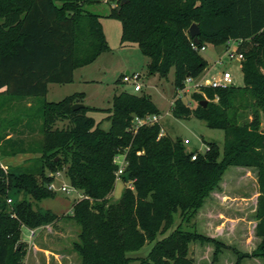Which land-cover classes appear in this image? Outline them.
<instances>
[{"label":"trees","instance_id":"1","mask_svg":"<svg viewBox=\"0 0 264 264\" xmlns=\"http://www.w3.org/2000/svg\"><path fill=\"white\" fill-rule=\"evenodd\" d=\"M104 1L0 0V97L6 98L0 103V157L33 155L8 168L0 162V264H25L24 227L60 219L34 203L57 195L50 185L61 171L84 196L71 214L80 225L74 249L81 264H133L134 252L174 226L139 264H193L185 257L192 241L214 243V261L222 248L236 253V264L249 257L264 260V0H128L120 11L123 0H114L117 6L109 15L122 23L121 41L137 43L150 59L152 74L168 77L174 69L177 94L189 75L196 78L205 71L208 61L201 47L238 42L243 87L195 91V111L174 98L175 116L194 115L224 130L222 153L216 142H207L204 153L188 151L183 139L160 136L161 122L132 130L134 116L160 114L148 95L117 94L106 110L110 130L88 115L81 93L46 100L50 83H71L79 65L109 49L101 16L87 9ZM194 23L201 30L199 50L192 47ZM29 97L44 98L37 112L15 120L2 116L14 99ZM77 103L83 106L74 108ZM37 131L40 142L30 140ZM120 154L127 161L122 179L126 184L133 180L134 189L127 186L122 199L113 202ZM231 166L258 171L256 233L261 243L251 253L203 236L193 222ZM13 192L23 197L14 201Z\"/></svg>","mask_w":264,"mask_h":264},{"label":"rangeland","instance_id":"2","mask_svg":"<svg viewBox=\"0 0 264 264\" xmlns=\"http://www.w3.org/2000/svg\"><path fill=\"white\" fill-rule=\"evenodd\" d=\"M87 9L101 16L109 49L88 64L79 65L75 69L74 80L71 83H50L46 100L58 102L69 95L81 93L83 104L89 107L88 115L93 117L102 129L110 130L112 121L108 118L106 110L113 107L114 97L117 94L128 91L148 95L160 112L161 124L166 133L175 139H183L184 143L188 139L189 143H185L188 151L204 153L207 142H216L222 153L225 142L224 130L210 128L205 121L194 115L178 117L173 112L176 95L182 98L192 111H195L198 107V101L193 97L195 91L193 89L185 93L179 91L177 94L174 86V69L171 70L168 77L150 72V59L143 54L140 46L137 43L121 41L122 23L109 16L112 11L111 3L106 1L91 3L87 5ZM231 46L236 49L237 43L232 42ZM226 49V44L209 43L205 50L200 51L208 61V65L205 71L195 78L194 82L220 79L225 71H229L233 76L234 86L243 87L245 85L241 60L238 57L227 61L222 59ZM128 71L130 74L136 72L141 74V91L136 92L132 82L123 81V77L127 75ZM43 101L44 98L40 97L16 98L8 104L9 106L4 107L5 111L2 116L6 115L15 120L22 117L21 115L24 113L37 112ZM0 103H6V98L1 96ZM59 126H64V123H60ZM30 140L40 142L42 135L37 131ZM32 156V154H20L11 161L0 157V162L5 168H8V166L23 164ZM220 158H222V154ZM258 179L257 169L231 166L223 176L219 192L213 195L212 200L211 197L206 201L193 220L196 223L197 232L243 252L251 253L256 250L261 243V239L255 235L254 216L255 201L259 191ZM54 184L57 195L54 198L35 201L34 206L43 212L55 213L60 216V219L36 228V235L33 238H31L30 229L24 227L23 240L28 243L29 251L34 250L36 244L52 250L69 249L70 258L65 259L63 264H81L79 253L74 249L75 243L80 240V225L71 217V214L75 202L84 196L81 191L73 189L65 171L56 175ZM64 185L70 191H62L61 188ZM127 186L128 184L123 179H117L115 189L111 194V201H120ZM11 197L17 201L23 196L13 192ZM175 227L165 234H158L155 241L146 243L141 250L134 252L133 256L138 259L148 257L155 243L169 235ZM215 250L216 245L212 242L192 241L188 245L185 257L192 260L193 264H236L237 255L234 251L222 248L217 255V261H214ZM39 256V258L34 257L31 253L28 263L46 264L47 260L43 258V252ZM138 259L133 264H139ZM164 260L170 263L175 262L169 257ZM25 262H27V258ZM51 264H53L52 261ZM241 264H264V260L261 257H249L243 259Z\"/></svg>","mask_w":264,"mask_h":264},{"label":"built area","instance_id":"3","mask_svg":"<svg viewBox=\"0 0 264 264\" xmlns=\"http://www.w3.org/2000/svg\"><path fill=\"white\" fill-rule=\"evenodd\" d=\"M106 2H110L112 1V7H116L117 6V2L114 0H105ZM232 42H236L238 45V42L235 40H230L227 44V49L225 51V54L223 55L222 59L223 60H229L232 58H236L238 57L240 60H242L244 58L243 54H239L237 52V47L236 49L232 48L231 43ZM192 47L199 50V47L197 45V43L195 41L192 42ZM206 46L201 47L200 51L205 50ZM141 80V74L136 72L134 74H127L123 77V81L124 82H132L134 84V89L136 92H139L142 90V84L140 83ZM195 78L189 76L186 79V85L185 88H183L182 90H180L181 92H189L192 89L194 91L197 92H203V88L205 87H211V88H228L230 86H233L234 84V79L232 74L229 71H225L222 74V77L220 79H214L212 81H197L194 82ZM194 82V83H193ZM218 99V98H217ZM161 122V116L159 114H147L145 116H134L133 119V126H132V130L137 131L140 127L142 126H146V125H153L156 123H160ZM166 134V131L164 130V128H162V131L160 133V136H163ZM185 143H189V140L186 139ZM198 153L195 152L192 155V159H196L197 158ZM115 163L118 165V169L116 172V176L117 179H122V176L126 170L127 167V161H126V155L125 154H120L117 155L115 157ZM128 187L131 189H134V181H129L128 183ZM50 188L53 190H56L55 184L53 183L52 185H50ZM74 189V188H73ZM62 191L68 192L70 191V189L67 186H63L61 188ZM76 191V189H74ZM9 202H11V199H9ZM36 231L37 229H30L31 232V238H33L36 235Z\"/></svg>","mask_w":264,"mask_h":264},{"label":"crops","instance_id":"4","mask_svg":"<svg viewBox=\"0 0 264 264\" xmlns=\"http://www.w3.org/2000/svg\"><path fill=\"white\" fill-rule=\"evenodd\" d=\"M7 159L11 161V160L15 159V157H9ZM244 168H247V167H244ZM221 185H222V182L220 184V188H221ZM217 192H219V189L215 190L214 192H212L211 196L206 201H208L211 197H212L211 198V200H212L213 199V195H215V193L217 194ZM258 196H259V191L257 192L256 201H255L256 204H255V208H254V213H255L254 214V216H255V235H256V237L258 239H261L256 233L257 223H258V219H257ZM68 250L69 249H65V248H63V249L61 248L60 250H52V249H48V247H44L42 245L36 244L35 245V249L28 252V255L26 257L27 258V262H25V264H29L28 260H29V257L31 255V253L34 255V257L39 258L40 257L39 254L41 252H43V255H44L43 258H45L47 260L46 264H51V261L53 262V264H63V262H65L64 261L65 259H69L70 258ZM36 262H38V259H36Z\"/></svg>","mask_w":264,"mask_h":264},{"label":"water","instance_id":"5","mask_svg":"<svg viewBox=\"0 0 264 264\" xmlns=\"http://www.w3.org/2000/svg\"><path fill=\"white\" fill-rule=\"evenodd\" d=\"M127 1H128V0H123V1L121 2V6H120V8H119V11H120L122 5H123L124 3H126ZM200 32H201V30H200L199 25L196 24V23L192 24V26L190 27V34H191V37L194 39V41H195L196 43H199V42H200V40H199ZM129 73H130V72L128 71L127 74H129ZM189 76H190V75H189ZM202 103H203L204 106H206V105L208 104V100H203ZM82 106H83V104H81V103H77V104L74 105V108H78V107H82Z\"/></svg>","mask_w":264,"mask_h":264}]
</instances>
